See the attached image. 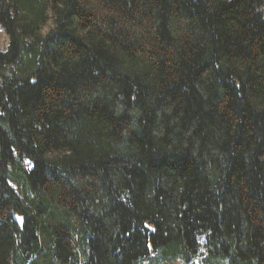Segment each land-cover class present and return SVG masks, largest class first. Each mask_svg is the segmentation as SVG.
<instances>
[{"label": "trees", "instance_id": "1", "mask_svg": "<svg viewBox=\"0 0 264 264\" xmlns=\"http://www.w3.org/2000/svg\"><path fill=\"white\" fill-rule=\"evenodd\" d=\"M0 27V264H264V0H0Z\"/></svg>", "mask_w": 264, "mask_h": 264}, {"label": "rangeland", "instance_id": "2", "mask_svg": "<svg viewBox=\"0 0 264 264\" xmlns=\"http://www.w3.org/2000/svg\"><path fill=\"white\" fill-rule=\"evenodd\" d=\"M53 22L52 20H50L48 22V24L42 29V33H46L52 26ZM9 45V37L8 35L5 33L4 29L0 27V51H4L7 49ZM15 187H17L16 185H14ZM18 221L21 223L22 222V218L17 216ZM180 261H176V262H164V261H157L156 259H154L153 262H151V264H180ZM144 264H150L148 261H146Z\"/></svg>", "mask_w": 264, "mask_h": 264}]
</instances>
